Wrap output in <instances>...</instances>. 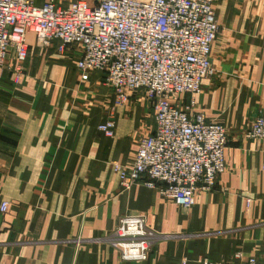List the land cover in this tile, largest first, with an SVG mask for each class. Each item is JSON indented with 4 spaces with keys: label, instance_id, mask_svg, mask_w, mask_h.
Segmentation results:
<instances>
[{
    "label": "crops",
    "instance_id": "obj_1",
    "mask_svg": "<svg viewBox=\"0 0 264 264\" xmlns=\"http://www.w3.org/2000/svg\"><path fill=\"white\" fill-rule=\"evenodd\" d=\"M48 1L74 0H33ZM213 4L214 73L194 109L225 126V170L189 209L142 182L123 189L112 171L113 163L131 166L155 130L143 92L116 104L103 72L80 79L75 47L41 49L27 33L21 81L13 82L10 62L0 73V264H202L200 256L221 262L236 253L264 263V141L245 137L264 113V0ZM108 118L110 137L98 129ZM125 214H143L157 234L144 261H123L109 245Z\"/></svg>",
    "mask_w": 264,
    "mask_h": 264
},
{
    "label": "built area",
    "instance_id": "obj_2",
    "mask_svg": "<svg viewBox=\"0 0 264 264\" xmlns=\"http://www.w3.org/2000/svg\"><path fill=\"white\" fill-rule=\"evenodd\" d=\"M214 0H85L62 7L51 1L0 0V73L10 62L19 83L27 55V33L41 49L64 52L75 47L80 79L101 71L116 104L141 90L149 101L155 130L141 138L131 166L112 164L123 189L135 182L158 189L175 204L189 209L197 190H210L225 170V126L195 111L194 96L203 79L213 75L210 54L219 31ZM190 101L182 104L183 95ZM115 122L98 125L113 136ZM245 137L264 141V113L250 124ZM249 201V200H248ZM7 202L0 203L5 211ZM109 245L123 261H144L156 232L143 214H125L113 227ZM202 264H264L240 253L229 261ZM182 258L176 264H188Z\"/></svg>",
    "mask_w": 264,
    "mask_h": 264
}]
</instances>
